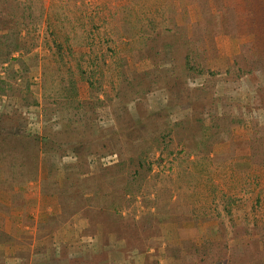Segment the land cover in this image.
I'll use <instances>...</instances> for the list:
<instances>
[{
  "label": "rangeland",
  "instance_id": "1",
  "mask_svg": "<svg viewBox=\"0 0 264 264\" xmlns=\"http://www.w3.org/2000/svg\"><path fill=\"white\" fill-rule=\"evenodd\" d=\"M163 2L167 16L161 21L160 36L150 42L151 50L145 53L137 48L138 42L128 44L133 33L145 27L144 20L132 16L129 21L121 19V10L141 7L142 0H6L2 15L9 22L0 29V119L14 108L26 109L27 128L42 135L48 120L43 108L54 103L53 99L48 102L43 92L53 81L59 82L58 77L53 79L57 63L45 39L59 38L67 23L63 16L71 15L73 25L81 29V20L72 13H91L94 16L83 22H90L95 31L104 27L116 42L110 49L105 42L96 47L76 43L72 53L82 55L83 61L89 55L96 56L97 77L108 80L106 89L112 94V87L118 85L117 94L122 99L118 100L117 116L110 102L103 100L97 103L95 114L86 117L88 136L104 137L95 142L97 153L87 155L85 175L104 170L132 175L138 170L143 173L141 167L148 173L142 183L144 194L130 195L119 209L140 219L145 227L142 248L132 249L125 237L110 232L116 236L114 245L122 239L126 246L108 255V261L184 264V259L190 258V263L201 264L197 255L191 258L189 250L202 247L208 238L212 243L206 248L212 249L213 264H264V73L250 70L253 52L246 50L255 34L228 30L224 21L233 13L222 8L221 0ZM235 13L244 15L241 10ZM173 23L180 26L179 35L169 28ZM52 29L57 34L53 35ZM122 34L124 37L119 38ZM177 36L182 37L177 43L180 48L175 44L170 49ZM188 52L193 64L189 70L184 68ZM115 66H122L118 83ZM171 69H183V74L177 79ZM191 72L193 75L187 74ZM3 84L6 91L1 88ZM90 87L87 80L78 82L81 99H90ZM20 88L28 89L36 103L25 104L24 96L15 92ZM99 97L104 99L105 93L100 92ZM160 124L171 130L162 132ZM59 126L53 124L54 128ZM93 141L87 142L90 145ZM38 156L33 181L36 187L46 181V191L41 192L61 206L54 189L65 184L67 169L79 158L72 146L43 151ZM121 156L125 157L124 164ZM197 156L205 161L195 163ZM0 168L6 170L8 166L0 163ZM128 180L125 176L114 179L113 184L120 186ZM226 194L225 202L212 204L208 218H193L194 211L201 213L206 202ZM154 198H158L157 204L151 203ZM0 215L5 218V213ZM214 227L218 230L213 232ZM83 256L87 261L74 262L97 264L101 259L100 255L93 261L90 255ZM56 263L52 259L50 264Z\"/></svg>",
  "mask_w": 264,
  "mask_h": 264
},
{
  "label": "trees",
  "instance_id": "2",
  "mask_svg": "<svg viewBox=\"0 0 264 264\" xmlns=\"http://www.w3.org/2000/svg\"><path fill=\"white\" fill-rule=\"evenodd\" d=\"M230 2L233 1L221 0L222 8L233 13L225 18L224 23L227 29H231L234 33L255 34V39L251 43V46H254V48L251 50L250 46L246 49L247 51L253 52L250 56L252 58V68H250V70L253 68L259 69L264 73V50L262 52L258 51L260 47L264 48V0H237L233 2L231 7ZM5 3L6 0H0V29L4 28V26L8 24L7 22H9V20L2 15V12L5 11L3 9ZM163 3V0H156L154 2L153 0H142L143 5L141 4V7L138 6V8L135 7L134 9L128 8L123 11L121 10L122 20L128 19L129 21L132 16L133 19L141 18L140 20H144L145 23V27H141V29L133 33V39L128 44L137 45L136 43L138 42V49L145 51V53L148 51L150 52V42H155V37L158 35L160 36L159 27L161 26V21L165 20L167 16V6ZM234 3L239 5L238 8ZM236 10H241L244 15L235 13ZM72 14L81 20V29L73 25L71 22L72 17L68 14L67 17H62V20H66L67 23L65 22V30L60 33L59 38L51 39V41L50 39H45L46 45L50 47L52 56L57 63V69L53 74V79L54 76H56L59 82L53 81L51 88L45 89L43 92L48 102L53 99L54 103L45 105L43 108L44 115L48 117V120L45 122L47 125L42 128V135H37L27 128L29 112L26 109L20 110L19 108H14L11 113L3 115V117L6 118L0 119V163H6L8 166L6 170L0 168V183L8 187H13L17 184L25 185L27 182L37 177L36 166L38 155L41 152H53L58 149H65V147L68 148L72 146L79 159L74 166L67 169L65 173V184L63 186L57 185L56 189H54L58 192L62 213L68 216L80 213L88 219L90 227L93 229L97 223H102L105 233L114 231L118 236L125 237L127 246L129 245V247L131 246L130 248L134 249L143 245L142 243L146 237V235H143L145 227L140 223V219H136L131 216L130 213L123 214L119 209L124 205V201L125 203L128 201L130 195H136L138 193H141V195L144 194V191L141 192L142 183L148 173L144 167H141L140 169L144 170L145 173L138 170L135 171V174L133 173L131 175L129 174L130 172L118 174V171L109 172L108 170H104L95 175H85L87 172L86 157L92 151L97 153V143L95 142L97 138L104 137L97 135L88 136L86 117L88 115H94L97 103H101L103 100L104 102H110L113 109H115L114 115L117 116L118 113L116 108L118 107V100H121L122 97L120 98V95L117 94L118 85L112 87L114 90V94H112L106 89L108 80L103 77H97L99 63H97L96 56L89 55L88 58L83 61L80 60V57L83 58V56L72 53L71 49L72 45L76 43H88L96 47L97 44L104 42L109 44L110 49L112 48V43L116 42V40L112 36H109L104 27H97L95 31L90 22L89 24L83 22V20H87L94 16L91 13L78 11ZM25 16L26 15L23 17ZM29 20L33 22L35 19L31 17ZM172 26L173 27L169 28L179 35L180 26L177 23H173ZM169 28L166 29L169 30ZM51 32H53V35L57 34L54 29H52ZM94 32H96L95 36L93 35ZM6 35L7 34H3V36ZM45 36L48 38L49 34H45ZM122 36L123 34L119 38H122ZM125 37H127L126 34ZM181 39L182 37L177 36L174 41L170 42V49L173 48L175 44L180 48L178 44L181 43ZM113 52L116 53L117 50ZM185 56L186 63L184 68L189 70L193 65L191 63L192 56L190 52ZM120 68H122V66H115L117 70L114 72V78L117 83L121 77L119 76L121 75L120 70H122ZM109 69V71H111L112 68L109 66ZM171 72L173 75L176 74L178 79L181 77V74H183V69H181V72L180 69H171ZM187 74L193 75V72ZM82 79L87 80L91 85L90 99L84 100L78 95V82ZM53 85H56V88L53 87ZM6 86L12 90L15 89L13 86H9L8 83ZM6 86L3 84L1 88L4 87L5 90ZM15 92L18 96H24L23 102H25V104L26 102H31V104L36 103L28 89L23 91L20 88L19 90L16 89ZM100 92L105 93L104 99L99 97ZM178 102L183 101L180 100ZM54 123H59L60 126L54 128ZM178 124L179 123H174L173 125L177 126ZM160 130L162 132H168L171 128H169L168 125H161ZM88 140L94 141L89 145L87 142ZM121 157L122 163L124 164L125 157ZM203 161H205V159H200V157L197 156L194 162L202 163ZM116 167L115 165L114 168L117 169ZM147 170H149L148 167ZM121 174L126 175L120 177L119 175ZM125 176L129 179L127 183L121 184L120 186L113 184L114 179H121ZM260 176L261 174H259V178ZM135 183L136 186L133 185ZM46 184V181L41 182V188L44 192L46 191ZM224 196L222 195L214 199L212 203L206 202L203 209H201V213L199 211H194L192 215L193 218H208L211 214L210 211L213 209L212 204L225 202V200H227V194ZM146 200L151 201L147 198ZM158 202V198H154L151 203L157 204ZM158 210H160V208H158ZM158 213L160 214L161 212L158 211ZM216 228L218 227H214L211 230L214 232ZM205 240L202 247L196 245L194 250L192 249L193 251L189 250V254L193 255L191 258L197 255L199 257L198 261L201 264H213L214 261H211L212 257L210 255L212 249L206 248L207 243H212V241L208 238ZM130 243H132V245H130ZM195 251L196 253L194 254ZM189 260L190 258H185L184 264H192ZM70 264L77 263L73 261L70 262Z\"/></svg>",
  "mask_w": 264,
  "mask_h": 264
},
{
  "label": "crops",
  "instance_id": "3",
  "mask_svg": "<svg viewBox=\"0 0 264 264\" xmlns=\"http://www.w3.org/2000/svg\"><path fill=\"white\" fill-rule=\"evenodd\" d=\"M41 191L33 179L13 187L0 183V214L5 213L4 219L0 215V264H50L52 259L70 264L87 261L83 255L90 261L100 255L97 264H111L108 255L126 246L122 239L114 245L115 234H106L101 224L93 229L81 215H64L58 202Z\"/></svg>",
  "mask_w": 264,
  "mask_h": 264
}]
</instances>
